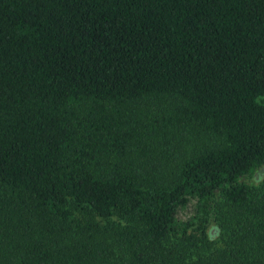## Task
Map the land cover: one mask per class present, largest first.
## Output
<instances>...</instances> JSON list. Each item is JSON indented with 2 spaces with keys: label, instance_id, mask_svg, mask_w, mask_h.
<instances>
[{
  "label": "trees",
  "instance_id": "1",
  "mask_svg": "<svg viewBox=\"0 0 264 264\" xmlns=\"http://www.w3.org/2000/svg\"><path fill=\"white\" fill-rule=\"evenodd\" d=\"M0 264H264V0H0Z\"/></svg>",
  "mask_w": 264,
  "mask_h": 264
},
{
  "label": "rangeland",
  "instance_id": "2",
  "mask_svg": "<svg viewBox=\"0 0 264 264\" xmlns=\"http://www.w3.org/2000/svg\"><path fill=\"white\" fill-rule=\"evenodd\" d=\"M198 209L199 208L197 203L195 202L191 203L186 209L181 211V215H180L181 219L187 220L193 218L194 216H196L197 218L202 217Z\"/></svg>",
  "mask_w": 264,
  "mask_h": 264
}]
</instances>
